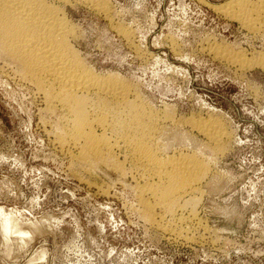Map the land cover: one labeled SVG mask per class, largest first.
Returning a JSON list of instances; mask_svg holds the SVG:
<instances>
[{"label":"rangeland","instance_id":"1","mask_svg":"<svg viewBox=\"0 0 264 264\" xmlns=\"http://www.w3.org/2000/svg\"><path fill=\"white\" fill-rule=\"evenodd\" d=\"M102 1L106 14L64 5L79 57L168 113L155 138L162 158L195 155L207 173L172 212H147L139 191L151 170L128 160L122 142L101 161L58 145L64 110L0 53V264H264V18L251 28L224 15L217 7L230 0ZM191 115L220 119L223 143L214 148Z\"/></svg>","mask_w":264,"mask_h":264},{"label":"bare ground","instance_id":"2","mask_svg":"<svg viewBox=\"0 0 264 264\" xmlns=\"http://www.w3.org/2000/svg\"><path fill=\"white\" fill-rule=\"evenodd\" d=\"M71 1L0 0V53L8 55L11 60H14L13 62L17 63L20 68L18 71L21 72L23 79L28 80L30 85L36 86L35 88L42 93L44 103L48 107H59L64 110L69 129L68 126L65 127L68 129L67 134L65 132L66 137L62 138L61 136V142L58 140L60 142L58 145L68 143L71 149L73 147L74 150H78L76 154H79L82 159L93 158L101 161L105 156V151L108 152V155L113 151V147L119 146L118 143L122 142L128 152V160L131 159L130 161L138 167H143V170L144 168L151 170L148 173H150L149 177L151 176L153 179L150 178L149 182L143 184L144 188L141 187L139 194L142 190L147 192L152 202L147 201L143 207L145 206L144 208L149 212L150 209L153 210L154 205H158L162 213L168 214L174 210L186 193H190L194 189L195 183L207 173L206 162H201V159H197L195 155L193 157L172 153V156L161 157L162 155L159 154L161 150L158 153L159 146L157 145L159 140L157 139V141L155 138L159 131L160 120H163V117L166 118L168 113H165L166 116L161 115L162 118L157 116L158 114L155 115L145 107V104L137 101V97H134L135 99L129 97L130 90L125 81L121 79L122 77L114 73L101 76L102 74H97L84 63L78 55L79 51L72 43L71 39L76 34L73 24L64 11V5ZM75 1L86 2L91 8L106 14V6L102 0ZM217 9L224 15L237 19L240 23L251 28H255L264 18V1L262 0L255 2L230 0L222 6H218ZM123 35L128 38L130 34L124 31ZM224 50L226 51L224 52ZM224 50L220 51L219 49L215 53L224 58L226 62L227 60L236 63L244 61L243 57L240 56L242 60L237 59V56L230 55L227 49ZM132 93L134 92L132 91ZM138 100H140L139 97ZM48 107L47 109H49ZM200 117L192 116L186 120L189 119V125L191 124L194 129L202 133L209 142L215 144L214 148H217L216 145L222 142L221 140L226 134L224 126L220 123L221 121L219 122L220 119ZM60 119L62 120L61 117ZM98 129L100 132H97ZM107 131L110 135L113 132L115 137L107 136ZM160 133L159 131L158 134ZM60 147L63 148V146ZM115 162L118 163V160ZM133 163L130 162L134 165ZM116 167L121 169L118 164ZM141 171L139 174L144 173ZM135 172L137 173V171ZM197 200L192 197V200H184L183 205L186 207L190 205L192 208ZM178 205L183 207L181 203ZM152 215H150L151 218Z\"/></svg>","mask_w":264,"mask_h":264}]
</instances>
